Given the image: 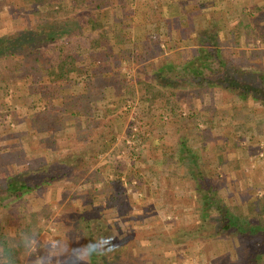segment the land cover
I'll return each mask as SVG.
<instances>
[{
	"label": "rangeland",
	"instance_id": "374dc122",
	"mask_svg": "<svg viewBox=\"0 0 264 264\" xmlns=\"http://www.w3.org/2000/svg\"><path fill=\"white\" fill-rule=\"evenodd\" d=\"M175 2L0 0V35L55 34L0 55V264H264L262 229H223L217 206L264 225V101L212 71L259 80L264 9L191 0L201 13L181 26ZM115 16L133 26L93 44L112 40ZM148 19L160 47L106 75V52H140ZM15 175L31 187L20 196ZM103 241L113 251L89 259Z\"/></svg>",
	"mask_w": 264,
	"mask_h": 264
},
{
	"label": "trees",
	"instance_id": "16d2710c",
	"mask_svg": "<svg viewBox=\"0 0 264 264\" xmlns=\"http://www.w3.org/2000/svg\"><path fill=\"white\" fill-rule=\"evenodd\" d=\"M190 1L191 0H177V2H175L173 4L167 3L169 5V7H171L170 10H173L174 8L181 9V7H182L186 11V13H185L186 16L184 18L180 17L182 20H184V21L180 22V25L185 24L186 21L191 19V17H194V16L201 13L197 9L195 10V9H189L188 8L190 5ZM143 10H144V8H143ZM161 10H162V8H161ZM138 11H140V10H138ZM138 11H137V13H135L137 16L139 14ZM145 11H148V10H145ZM125 17H129V16H125ZM113 20H114V22H112V24H113V28H114L113 30L114 31L111 30V32L113 33L114 37H122V34L124 35V32L126 31L125 29L133 26V25L129 24V20L127 21V19L124 18L123 16H122V18L115 16ZM134 22H135V20H134ZM170 22H172V18H170L169 23ZM158 23H160V22L158 21ZM175 23L177 24V22L174 21V24H172V25L175 26ZM143 25L146 28V35H145L146 37L142 42L143 44L139 43L140 41L133 43V45L136 44L137 49L141 48L140 52H138L135 49H134V51L133 50L132 51L127 50L123 46H120L119 52H114L113 50H110L109 53L106 52V58L108 57V60L110 59L112 62L110 66H106V70H108L106 72V75L110 76V75L115 74L116 64H119L120 58H126V59L130 60L131 56L133 57V55L134 56L137 55L136 57L141 58L142 52H144V50L146 48L153 46L154 50H157V48L160 47L161 32H159L157 35L154 33L155 36L151 34L153 32L152 31L153 30L152 20L148 19L147 21L143 22ZM174 29L179 31L178 34L181 31L185 30L184 28H177V27H174ZM47 39H49V40L55 39V34L51 35L48 33L46 35V32H44L42 28L38 29L36 31L35 30H33V31L32 30L31 31L24 30V31L18 32L14 35H3V36L0 35V55L15 56L18 54H23V53L26 54L29 51V49H37L41 44L45 43L47 41ZM94 41L95 42H93V44H95V43L103 44V45H106V48H108V49L110 48V44L112 42L111 38H108L107 36H106V40H100L96 36L94 38ZM215 53H217V55H219V50H216ZM130 54H132V55H130ZM222 68L223 69L219 68L217 70H212L213 76L219 77L221 79V82H223V84L225 83V85L227 87H231L235 91L240 90L241 95L244 98L249 96V94H253V95H258V97L262 101H264V72H261L258 75L259 80L254 81L252 83H243L239 79L230 78V76H232V75H230V72L227 74L226 69H224V67H222ZM67 71L65 72V74L67 73ZM196 74H195V76L198 75V74L197 75ZM208 81H210V80H208ZM211 82L215 83L213 81H211ZM56 87L57 86L54 85L51 87V89L55 91ZM64 102H66V101H64ZM67 110H68V108H64V111H67ZM60 115L61 116H58V117H62V114H60ZM17 176L18 175L11 176L8 179L6 189H8V191L20 196L24 190L29 189L31 187L26 182L19 181ZM39 183H37V184H39ZM217 206H218V209L220 210V212L222 214V223H223L222 228L223 229L235 231L238 235H241L242 237L249 238L250 240L254 239L258 235V233H257L258 229H262L261 233L263 232V234H264V225L263 224H261L262 228H259L258 225H252V222H250V220H248L246 218H234V217H232L231 214H229L228 210L225 208L226 206L223 207L219 203H217ZM262 245L263 246L261 248L263 249L264 248V241H263ZM246 259H247V264L253 263V262H251V256L250 255L247 256Z\"/></svg>",
	"mask_w": 264,
	"mask_h": 264
},
{
	"label": "crops",
	"instance_id": "0c3cea01",
	"mask_svg": "<svg viewBox=\"0 0 264 264\" xmlns=\"http://www.w3.org/2000/svg\"><path fill=\"white\" fill-rule=\"evenodd\" d=\"M249 3L251 5V8H253L255 10V8H259V9H264V0H249ZM252 3V4H251ZM261 3V4H260ZM233 5H236L238 4L237 1H234L232 3ZM262 5V6H261ZM217 6H214L213 8H216ZM254 12V11H253ZM117 16L119 15L118 13H116ZM113 15V14H112ZM107 16V15H106ZM108 17H111V16H108ZM255 20V18L253 19ZM262 21L264 20V17L261 19ZM253 35V33H251V36ZM110 36H112V44L113 47L114 45H117V43L122 39V37H114L113 34H110ZM250 48V47H248ZM236 113V112H234ZM237 114V113H236ZM238 115V114H237ZM234 116V115H232ZM228 122L229 121H220V127L221 128H228V131H233L231 128H233L235 125H236V122L234 120H232V122H230V124L228 125ZM235 123V124H234ZM232 125V126H231ZM230 128V129H229Z\"/></svg>",
	"mask_w": 264,
	"mask_h": 264
},
{
	"label": "clouds",
	"instance_id": "9594fccd",
	"mask_svg": "<svg viewBox=\"0 0 264 264\" xmlns=\"http://www.w3.org/2000/svg\"><path fill=\"white\" fill-rule=\"evenodd\" d=\"M104 251H113V249L107 245V241H103L99 243V251H98V246L96 244L90 245L89 259L91 258L92 255H103Z\"/></svg>",
	"mask_w": 264,
	"mask_h": 264
}]
</instances>
